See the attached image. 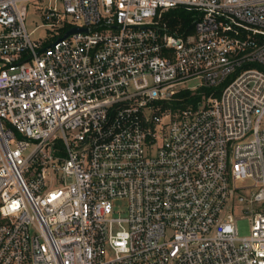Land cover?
Wrapping results in <instances>:
<instances>
[{
  "label": "built area",
  "instance_id": "obj_1",
  "mask_svg": "<svg viewBox=\"0 0 264 264\" xmlns=\"http://www.w3.org/2000/svg\"><path fill=\"white\" fill-rule=\"evenodd\" d=\"M0 264H264V0H0Z\"/></svg>",
  "mask_w": 264,
  "mask_h": 264
},
{
  "label": "rangeland",
  "instance_id": "obj_2",
  "mask_svg": "<svg viewBox=\"0 0 264 264\" xmlns=\"http://www.w3.org/2000/svg\"><path fill=\"white\" fill-rule=\"evenodd\" d=\"M39 5H41L40 1L27 3V14L25 18L26 29L30 32V37L34 41L45 42V40H54L55 28L51 29L44 25L45 21L43 16L36 10V7ZM192 84H194V81L189 83V85ZM17 136L20 137L19 135ZM120 211H123V209H120ZM236 226L239 236H245L249 233L250 225L246 217L237 218Z\"/></svg>",
  "mask_w": 264,
  "mask_h": 264
},
{
  "label": "trees",
  "instance_id": "obj_3",
  "mask_svg": "<svg viewBox=\"0 0 264 264\" xmlns=\"http://www.w3.org/2000/svg\"><path fill=\"white\" fill-rule=\"evenodd\" d=\"M189 12L184 9V8H176V9H170L165 12L164 14V21L170 25V26H175V25H186L188 24L189 21ZM189 92H181L180 94L182 95H187ZM192 100V97L188 98L186 102ZM182 103V102H181ZM185 103V101L183 102ZM181 105L179 102L173 103L172 106H179Z\"/></svg>",
  "mask_w": 264,
  "mask_h": 264
},
{
  "label": "water",
  "instance_id": "obj_4",
  "mask_svg": "<svg viewBox=\"0 0 264 264\" xmlns=\"http://www.w3.org/2000/svg\"><path fill=\"white\" fill-rule=\"evenodd\" d=\"M79 30H86L85 28L82 29V28H79V27H72L71 29H69L65 34L64 36H67L68 34L72 33V32H75V31H79Z\"/></svg>",
  "mask_w": 264,
  "mask_h": 264
}]
</instances>
